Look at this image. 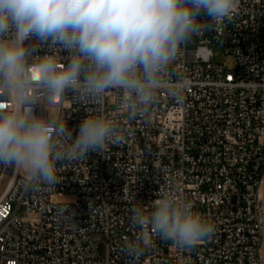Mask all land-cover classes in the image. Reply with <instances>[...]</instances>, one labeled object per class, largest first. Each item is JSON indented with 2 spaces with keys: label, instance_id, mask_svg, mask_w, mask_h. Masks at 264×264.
<instances>
[{
  "label": "built area",
  "instance_id": "1",
  "mask_svg": "<svg viewBox=\"0 0 264 264\" xmlns=\"http://www.w3.org/2000/svg\"><path fill=\"white\" fill-rule=\"evenodd\" d=\"M213 41L235 58L234 69L214 61ZM194 42L178 52L154 103L135 116L121 89L89 100L33 93L36 114L66 122L73 136L88 115L110 121L123 138L102 153L58 162L60 183L52 187L29 188L21 171L0 166V264H264V0H238L230 18ZM51 54L60 66L70 55ZM29 71L38 75L36 64ZM0 104L7 110L14 101ZM157 192L191 202L216 230L191 252L144 230L149 244L133 259L124 242L141 229L131 225V209L150 210ZM64 195L73 199H53Z\"/></svg>",
  "mask_w": 264,
  "mask_h": 264
},
{
  "label": "clouds",
  "instance_id": "2",
  "mask_svg": "<svg viewBox=\"0 0 264 264\" xmlns=\"http://www.w3.org/2000/svg\"><path fill=\"white\" fill-rule=\"evenodd\" d=\"M238 0H0V166L21 171L26 186L60 183L57 164L102 153L123 137L99 116H86L78 132L36 114L42 90L51 100L72 92L99 99L110 89L123 91L130 116L147 111L166 87L165 74L182 47L209 27L222 25ZM70 55L60 66L53 49ZM42 49L49 51L39 55ZM30 63L38 75L29 71ZM38 76V78H36ZM171 95L178 93L169 89ZM66 137L71 144L58 143ZM150 210L131 209L130 223L141 229L124 248L138 259L149 244L144 230L191 252L216 227L191 202L174 193H156Z\"/></svg>",
  "mask_w": 264,
  "mask_h": 264
},
{
  "label": "rangeland",
  "instance_id": "3",
  "mask_svg": "<svg viewBox=\"0 0 264 264\" xmlns=\"http://www.w3.org/2000/svg\"><path fill=\"white\" fill-rule=\"evenodd\" d=\"M197 46V42L194 43H188V49H195ZM210 48L212 49L214 53V61L217 63H221L225 67L229 69H234L236 67V60L233 57L228 56L225 53L224 44L220 41H213L210 44ZM56 201H71L73 199L70 195H64V196H57L53 197ZM20 215L24 214V209L22 208L19 212ZM99 252L101 254L102 259L105 258V247L101 246L99 249Z\"/></svg>",
  "mask_w": 264,
  "mask_h": 264
},
{
  "label": "snow or ice",
  "instance_id": "4",
  "mask_svg": "<svg viewBox=\"0 0 264 264\" xmlns=\"http://www.w3.org/2000/svg\"><path fill=\"white\" fill-rule=\"evenodd\" d=\"M36 78H38V76ZM2 107H4V105L0 104V108H2Z\"/></svg>",
  "mask_w": 264,
  "mask_h": 264
}]
</instances>
